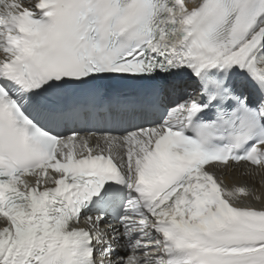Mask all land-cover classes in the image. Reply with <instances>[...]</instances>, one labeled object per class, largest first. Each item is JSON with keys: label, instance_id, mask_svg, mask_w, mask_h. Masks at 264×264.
<instances>
[{"label": "snow or ice", "instance_id": "obj_1", "mask_svg": "<svg viewBox=\"0 0 264 264\" xmlns=\"http://www.w3.org/2000/svg\"><path fill=\"white\" fill-rule=\"evenodd\" d=\"M241 163L264 0H0V264H264Z\"/></svg>", "mask_w": 264, "mask_h": 264}, {"label": "bare ground", "instance_id": "obj_2", "mask_svg": "<svg viewBox=\"0 0 264 264\" xmlns=\"http://www.w3.org/2000/svg\"><path fill=\"white\" fill-rule=\"evenodd\" d=\"M244 172L245 170L242 168V166L235 170L229 169L225 178L226 184L229 187H248L249 190L253 191L255 195L260 196L261 199L257 201L254 197L244 198V202L249 203L257 208L264 206V171H258V175L256 172H254V174H244Z\"/></svg>", "mask_w": 264, "mask_h": 264}]
</instances>
